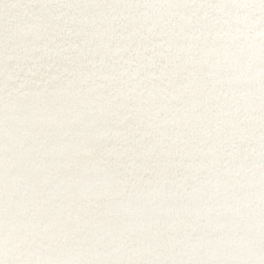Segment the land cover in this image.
<instances>
[{"label":"snow or ice","instance_id":"1","mask_svg":"<svg viewBox=\"0 0 264 264\" xmlns=\"http://www.w3.org/2000/svg\"><path fill=\"white\" fill-rule=\"evenodd\" d=\"M0 264H264V0H0Z\"/></svg>","mask_w":264,"mask_h":264}]
</instances>
